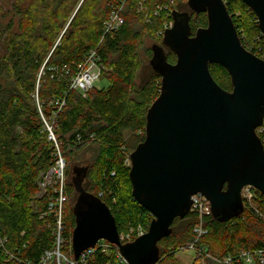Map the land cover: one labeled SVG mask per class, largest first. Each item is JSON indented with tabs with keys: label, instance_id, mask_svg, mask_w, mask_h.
Returning <instances> with one entry per match:
<instances>
[{
	"label": "trees",
	"instance_id": "16d2710c",
	"mask_svg": "<svg viewBox=\"0 0 264 264\" xmlns=\"http://www.w3.org/2000/svg\"><path fill=\"white\" fill-rule=\"evenodd\" d=\"M145 1L151 7L154 0ZM224 2L238 35L254 45L263 43L255 14L241 0ZM22 3L25 10L16 2L12 4L19 19L7 22L0 46V264H39L46 252L54 250L56 217L47 206L56 194L49 186L40 197L38 192L59 156L66 162L63 192L67 199L62 208L60 253L75 264H127L120 261L118 249L112 245L108 253L97 249L83 261L74 259L72 205L77 193L71 176L74 168L84 171L83 188L108 206L119 235L139 227L147 229L152 215L131 195L128 159L144 138L146 111L160 88V76L150 63L142 62L140 49L144 38L162 45L158 32L165 14L156 16L149 9L145 21L134 3L126 1L123 24L102 38L110 5L119 0ZM177 10L189 11L191 34L206 26V14L191 12L185 0L177 4ZM152 45L144 51L148 59ZM163 48L167 60L174 62L175 55ZM90 51L97 53L108 85L86 92L72 89L78 65ZM209 71L221 88L231 89L224 68L209 65ZM45 123L55 140L49 139ZM89 145L92 157L80 162L78 153ZM253 200L241 215L226 222L216 221L210 214L204 217L206 233L196 242L197 216L189 213L174 219L171 233L158 242L157 264H178L176 252L190 241L207 246L216 260L212 264H226L228 258L232 264H244L242 253L258 264L257 252L264 250V195L256 190ZM48 264H56L54 255Z\"/></svg>",
	"mask_w": 264,
	"mask_h": 264
},
{
	"label": "water",
	"instance_id": "95a60500",
	"mask_svg": "<svg viewBox=\"0 0 264 264\" xmlns=\"http://www.w3.org/2000/svg\"><path fill=\"white\" fill-rule=\"evenodd\" d=\"M241 1L264 37V0ZM186 3L191 12L205 13L207 24L191 34L189 11L174 10L162 45H152L149 63L160 76L159 94L146 111L143 140L129 153L131 195L152 215L147 231L121 242L108 206L83 188L84 171L74 168L75 260L105 240L127 264H157L158 242L171 233L174 219L191 213L192 195H203L219 222L242 214L245 186L264 195V147L256 133L264 116V61L241 44L224 0ZM209 65L227 71L230 90L215 82Z\"/></svg>",
	"mask_w": 264,
	"mask_h": 264
},
{
	"label": "built area",
	"instance_id": "2783aa9c",
	"mask_svg": "<svg viewBox=\"0 0 264 264\" xmlns=\"http://www.w3.org/2000/svg\"><path fill=\"white\" fill-rule=\"evenodd\" d=\"M126 1H132L135 5L136 11L138 13H143L145 15V18L148 17V10L151 9L154 15H159L160 13H164L166 20L163 23L162 29L158 32V35L160 34L163 36V32L172 26V12L174 10H177V4L180 2H183L184 0H165V2H159L157 0H154L152 2V6H148L145 0H119V3L114 5H110V12L108 15V18L103 22V36L104 35H111L112 33L116 32L121 25L124 22V17L122 15V11L124 8V4ZM261 34V32H260ZM261 37L263 35L261 34ZM241 44L244 46V48L251 52L253 55L258 57L259 59L264 61V42L263 43H257L256 45L251 44L247 42L244 36H239ZM259 42H262L261 40H258ZM264 41V37H263ZM101 69L102 64L99 60V57L95 51H90L89 54L85 57L83 62L78 65L77 68V74L72 79L70 87L79 89L82 92H86L88 89L93 87V81L98 78L101 75ZM63 103L59 105L61 107ZM46 129L48 130V137L51 140H55L53 133L51 131L50 126L45 123ZM264 132V116H263V122L262 125L258 128H256V133L259 136L263 147H264V136L262 138L260 135ZM129 161V159H128ZM130 163V162H129ZM64 163L63 159L59 156L58 160L56 161V166L52 168L48 174L46 175L45 179H43V182L40 183L41 189H43V192H46V187H51V190L53 193H55L54 198H50L48 201V211H52L56 217V223L53 229L54 233V250L52 252H46L40 261L39 264H48L49 260L51 259L52 255L56 257V264H75L76 261L73 259H68L65 255L61 254L59 251L60 244L62 242V232H63V219H62V208L63 204L66 202V196L63 192L64 187ZM53 175L54 179L50 178V175ZM50 178V179H48ZM52 180H54V184L52 185ZM258 191V190H257ZM255 192L256 189H254L251 186H245L241 191L242 200L244 203V207L246 205H249V203L255 198ZM191 213H194L197 216L198 224L194 228V232L196 234V238L194 242L197 241V239L206 233V230L203 227V218L209 215L210 213V205L208 200L201 194H195L191 196ZM251 206V203L250 205ZM148 228V227H147ZM147 229H143L141 227L137 228L136 230L131 229L128 233L124 235H119V238L121 242L125 241H132L137 236L142 235L145 233ZM194 242L191 244L190 247H194ZM112 244L108 243L105 240H100L96 243L95 247L88 248L84 250L78 258L81 259V261L85 260L90 254H92L95 250L99 249L103 253H108V250L110 249ZM114 246V245H112ZM115 247V246H114ZM244 264H255V259L247 254L242 253ZM117 257L120 259L121 262L127 263L124 258L118 253ZM257 262L258 264H264V250H260L257 252ZM226 264H232L231 259H226L224 261ZM29 264V263H25Z\"/></svg>",
	"mask_w": 264,
	"mask_h": 264
},
{
	"label": "rangeland",
	"instance_id": "374dc122",
	"mask_svg": "<svg viewBox=\"0 0 264 264\" xmlns=\"http://www.w3.org/2000/svg\"><path fill=\"white\" fill-rule=\"evenodd\" d=\"M25 1H26V3H28V2L29 3H33V0H25ZM185 1H187V0H185ZM15 2L20 4V6L25 10L26 7L22 3L23 0H0V46L3 43V39H4L5 35L7 34V30L5 28L7 22L11 18H14V20H13L14 22L18 21V19H19V18H16V16H14L15 12H14V10L12 8V4H14ZM80 4H81V1L77 5V8L80 6ZM76 10L77 9L74 10V13L76 12ZM237 11L239 12V10H235V13H237V15H238ZM42 12L43 13H47L46 11H42ZM72 16H73V14H72ZM72 16L70 18H72ZM242 19H243V17H242ZM144 20L147 21L145 16H144ZM59 38H60V36H59ZM152 44H154L152 41H150L147 38H144L143 46L140 49V51H141L140 52V56H141V60H142L143 63L144 62L145 63H149L150 58L148 59L146 57L144 51L146 50V48L148 46H151ZM103 68L104 67L102 65L101 71L103 70ZM107 85H108L107 79H106L105 76H102V75H100L98 78H96L93 81V87L98 88V89L105 88ZM91 148H92L91 145H89V146L86 147V149H82L78 153L77 158L80 159V162H84V161H86V160H88L89 158L92 157ZM63 163H64V167H65L66 162H64V160H63ZM72 163H74V162L71 161V164ZM72 165H76V164H72ZM64 170H65V168H64ZM73 176H75V175L72 174L71 179H72ZM50 178L54 179L52 174L50 175ZM50 178H48V179H50ZM53 184H54V180H52V185ZM43 194H44L43 189H40V191L38 192V196L40 197ZM254 202H255L254 200L251 201L250 202L251 205ZM250 203H249V205H250ZM73 205H74V203H73ZM72 209H73V207H72ZM123 242H125V241H123ZM192 243L193 242H191V241L185 243L184 246L181 248V250L176 252L175 259H176L178 264H212L214 261L216 262V260L213 259L215 257L211 256L210 253H208L206 245H204V246H198V245L195 246L194 245V247H190ZM240 252H238V253H240ZM221 260L223 261L222 257H220V261Z\"/></svg>",
	"mask_w": 264,
	"mask_h": 264
},
{
	"label": "bare ground",
	"instance_id": "6f19581e",
	"mask_svg": "<svg viewBox=\"0 0 264 264\" xmlns=\"http://www.w3.org/2000/svg\"><path fill=\"white\" fill-rule=\"evenodd\" d=\"M173 22V21H172Z\"/></svg>",
	"mask_w": 264,
	"mask_h": 264
}]
</instances>
